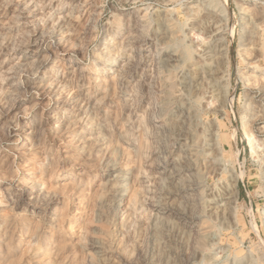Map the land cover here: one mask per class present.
Here are the masks:
<instances>
[{"label": "rangeland", "instance_id": "374dc122", "mask_svg": "<svg viewBox=\"0 0 264 264\" xmlns=\"http://www.w3.org/2000/svg\"><path fill=\"white\" fill-rule=\"evenodd\" d=\"M0 264H264V0H0Z\"/></svg>", "mask_w": 264, "mask_h": 264}, {"label": "bare ground", "instance_id": "6f19581e", "mask_svg": "<svg viewBox=\"0 0 264 264\" xmlns=\"http://www.w3.org/2000/svg\"><path fill=\"white\" fill-rule=\"evenodd\" d=\"M168 33V32H167ZM171 54V53H170ZM176 54V53H175ZM168 56V55H167ZM176 56V55H175ZM170 57V56H169ZM82 133V132H81Z\"/></svg>", "mask_w": 264, "mask_h": 264}]
</instances>
